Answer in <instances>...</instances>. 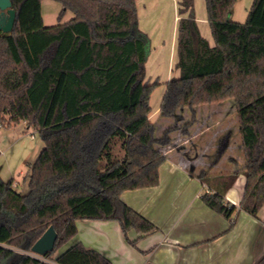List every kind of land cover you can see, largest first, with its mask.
<instances>
[{"label": "trees", "instance_id": "trees-1", "mask_svg": "<svg viewBox=\"0 0 264 264\" xmlns=\"http://www.w3.org/2000/svg\"><path fill=\"white\" fill-rule=\"evenodd\" d=\"M41 1L10 0L13 27L0 31V120L8 127L26 122L43 142L24 178L26 192L0 177V264H52L10 248L31 252L49 226L57 237L43 258L112 264L80 242L52 256L75 236L79 219L117 221L133 246L157 229L120 199L125 190L158 184L165 156L157 146L170 142L168 131L153 136L147 117L149 39L137 27L135 0H53L61 10L51 26L43 24ZM204 1L215 45L199 33L194 1L178 0V77L169 81L161 110L174 114L196 79L222 75L213 85L231 90L243 164L203 177L212 190L201 199L226 219L238 209L255 216L264 204V69L255 65L264 36L254 30L264 31V0H252L242 23L230 18L236 0ZM67 11L72 17L61 22ZM239 174L245 185L235 206L225 192ZM131 229L135 240L127 236Z\"/></svg>", "mask_w": 264, "mask_h": 264}, {"label": "crops", "instance_id": "crops-1", "mask_svg": "<svg viewBox=\"0 0 264 264\" xmlns=\"http://www.w3.org/2000/svg\"><path fill=\"white\" fill-rule=\"evenodd\" d=\"M45 1H41L42 21L44 25L51 26L58 22L61 9L57 14L47 10L46 24L44 6L48 4L44 5ZM163 1L135 0L137 27L149 39L145 81L152 78L159 83L154 86L147 101L151 118L159 116L168 83L172 77H178V70L174 68L177 59L178 0H171L174 13L172 15L169 12L167 18V3L163 4ZM234 12L233 6L231 20L242 23L233 18ZM68 13L64 14L61 22L71 18ZM196 22L200 35L211 46L215 45L206 13L201 12ZM170 25L171 31L167 32ZM254 35L264 36V31L254 30ZM257 51L255 65L264 69V49ZM150 57H169L163 73L160 68L147 73ZM220 76L194 81L196 86H190L181 98L179 109L183 113L171 129H157L159 125L156 120L147 116L149 122L155 125V138H161L168 131L171 136H167L172 143L156 145L165 156V161L159 166L158 184L125 190L120 194V199L152 222L156 231L138 238L139 234L135 230H129V240L138 238L133 246L124 239L117 221L79 219L76 220L77 233L55 256L69 245L80 242L86 248L101 253L112 264H257L264 257V204L255 216L238 209L230 219H226L201 199L205 192L212 190L201 180L203 177L224 174L241 167L238 161L229 156L233 147V126L229 125V119L231 122L232 118L234 120V117L229 116L234 107L232 98H229L231 90L219 84L213 85L221 80ZM161 87L162 90L156 91ZM179 140L187 142V145L178 144ZM213 145L216 153L212 156L208 151ZM238 147L241 148V145ZM23 161L28 167L34 162H27L26 158ZM11 179L12 186L20 191L24 183ZM244 185L245 176L239 174L225 192V200L238 206Z\"/></svg>", "mask_w": 264, "mask_h": 264}, {"label": "rangeland", "instance_id": "rangeland-1", "mask_svg": "<svg viewBox=\"0 0 264 264\" xmlns=\"http://www.w3.org/2000/svg\"><path fill=\"white\" fill-rule=\"evenodd\" d=\"M193 1H194V14H195V19H196V18H199L201 12L203 14L206 13V8H205L204 0H193ZM162 3L163 4L167 3L165 5V9H167L165 10L166 18L168 17L169 12H171V14L173 15L174 12L171 7L172 5L171 0H165ZM251 3H252V0H236L234 4L235 12H234L233 18L244 22L247 12L251 6ZM44 5H47V6H44L45 23L47 24V13H48L47 10L53 13L56 12L57 14L58 10L61 9V6L59 3L52 1V0H46ZM166 6L168 8H166ZM68 14L70 17H72V14L70 12ZM45 26H48V25H45ZM169 30L171 31V25L167 32H169ZM149 60H150L149 67H152V68L150 69L149 67L148 68L146 67L147 73L149 71L150 72L154 71L155 69H158V68H160L159 69L160 72L163 73L164 72L163 70L166 69L167 67L169 57H150ZM156 82L157 80L152 79V78H149L146 81L147 86H150L145 89L149 93L148 97L150 96L151 92H153L154 90L153 84ZM160 82H162L161 84H164L163 81H160ZM192 86L195 87L196 82L192 83ZM160 90H162V87L159 88L158 90L156 89V91L158 92ZM229 98L231 97L229 96ZM225 100H227V98ZM154 101H155V98H154ZM181 113L183 112L179 108L175 110L174 114H171V110L163 111L160 108L159 116L151 118L150 117V114H152L151 111L148 112L147 116L150 117V119L156 120L157 125H159L157 126V129H159L160 127L161 128L166 127L168 129H171L172 127H174L175 122L179 119ZM229 117L230 118L234 117V120H235L234 121L232 118V122H231V119H229L230 120L229 125L233 126L232 127L233 147L229 151V156H232L236 161L239 162L240 166H242L243 154H242L241 148L238 147L239 145H241V143H240L239 125H238V121L236 117V112L233 110ZM23 122L24 121H21L13 126L8 127V126H5L6 123H3L0 120V124H1V127H0V177L1 179L5 181L10 180L11 178H15L20 183H24L26 185L24 178L28 174L30 167H28L29 165L25 161H23V159L26 158L27 162L34 161L43 147V142L38 132L34 130L33 128L26 127V122L25 124ZM152 126H154L155 128L154 124H152ZM155 131L156 130H154L153 132V136L155 135V137H157V134H155ZM168 135L171 136V133H169ZM174 137L176 138V133H174ZM171 141H173V139ZM171 143L172 142L168 144L171 145ZM177 143L182 144V145H187V142H184L183 140H179ZM208 153H210L213 156L216 153L215 146L212 147L208 151ZM24 184L20 188V191L23 193L27 191V187ZM4 246L9 247L7 245H4ZM10 248L16 251H21L23 253L30 254L32 256L38 257L40 259H43L47 262L54 264L52 259L43 258L42 256H39L29 251L27 252V251H24L18 248H13V247H10ZM54 256L55 254L52 257Z\"/></svg>", "mask_w": 264, "mask_h": 264}, {"label": "water", "instance_id": "water-1", "mask_svg": "<svg viewBox=\"0 0 264 264\" xmlns=\"http://www.w3.org/2000/svg\"><path fill=\"white\" fill-rule=\"evenodd\" d=\"M0 30L2 33L11 31L15 19V10L11 7L10 0H0ZM57 234L52 226H49L42 235L31 246V253L43 255L47 251H51L54 247ZM152 264V263H146Z\"/></svg>", "mask_w": 264, "mask_h": 264}, {"label": "flooded vegetation", "instance_id": "flooded-vegetation-1", "mask_svg": "<svg viewBox=\"0 0 264 264\" xmlns=\"http://www.w3.org/2000/svg\"><path fill=\"white\" fill-rule=\"evenodd\" d=\"M2 13V10L0 9V14ZM1 31V30H0Z\"/></svg>", "mask_w": 264, "mask_h": 264}, {"label": "built area", "instance_id": "built-area-1", "mask_svg": "<svg viewBox=\"0 0 264 264\" xmlns=\"http://www.w3.org/2000/svg\"><path fill=\"white\" fill-rule=\"evenodd\" d=\"M0 127H1V124H0Z\"/></svg>", "mask_w": 264, "mask_h": 264}]
</instances>
